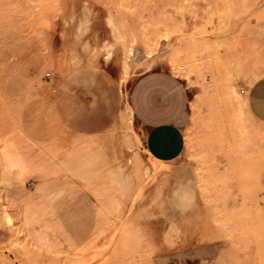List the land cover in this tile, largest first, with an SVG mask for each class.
<instances>
[{
    "label": "rangeland",
    "instance_id": "374dc122",
    "mask_svg": "<svg viewBox=\"0 0 264 264\" xmlns=\"http://www.w3.org/2000/svg\"><path fill=\"white\" fill-rule=\"evenodd\" d=\"M263 50L264 0H0V264H264V128L237 82ZM155 66L199 88L175 163L120 88L99 133L58 118Z\"/></svg>",
    "mask_w": 264,
    "mask_h": 264
},
{
    "label": "crops",
    "instance_id": "0c3cea01",
    "mask_svg": "<svg viewBox=\"0 0 264 264\" xmlns=\"http://www.w3.org/2000/svg\"><path fill=\"white\" fill-rule=\"evenodd\" d=\"M262 55V63L249 68L237 82L245 98L248 116L251 114L250 120L264 128V50ZM104 65L108 68L116 64L109 59ZM121 70L119 68L113 77L106 73L109 84L114 88L109 94L110 100L89 98L75 91L69 95L70 106L60 104L62 100H55L58 118L78 133H99L109 127L122 110L120 88L126 93L127 108L129 104L134 124L141 131L146 156L164 163H175L185 150L186 131L192 115L190 105L199 88L189 85L187 78L162 66L130 74L120 87ZM191 81L196 82L193 76Z\"/></svg>",
    "mask_w": 264,
    "mask_h": 264
},
{
    "label": "bare ground",
    "instance_id": "6f19581e",
    "mask_svg": "<svg viewBox=\"0 0 264 264\" xmlns=\"http://www.w3.org/2000/svg\"><path fill=\"white\" fill-rule=\"evenodd\" d=\"M258 75V74H257ZM254 78H258V77H254ZM235 91V90H234ZM232 95H233V93H231ZM242 105L245 107V98L243 97V99H242ZM246 113L248 114V112L246 111ZM249 116H251V114L249 115ZM250 118H252V117H250ZM244 132V131H243ZM258 194V193H257Z\"/></svg>",
    "mask_w": 264,
    "mask_h": 264
},
{
    "label": "built area",
    "instance_id": "2783aa9c",
    "mask_svg": "<svg viewBox=\"0 0 264 264\" xmlns=\"http://www.w3.org/2000/svg\"><path fill=\"white\" fill-rule=\"evenodd\" d=\"M47 77L49 76V74L46 75Z\"/></svg>",
    "mask_w": 264,
    "mask_h": 264
}]
</instances>
